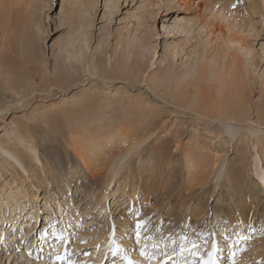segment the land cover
I'll return each instance as SVG.
<instances>
[{
    "label": "rangeland",
    "instance_id": "1",
    "mask_svg": "<svg viewBox=\"0 0 264 264\" xmlns=\"http://www.w3.org/2000/svg\"><path fill=\"white\" fill-rule=\"evenodd\" d=\"M198 1L95 0L88 13L76 0L0 4V186L4 178L29 186L41 209L31 227L12 231L18 236L12 245L0 243V264H52L55 238L41 239L45 227L52 230L47 204H54L52 224L63 216L57 202L48 203L49 191L67 214L71 228L64 229L88 241L71 245L75 259L87 264H114L104 250L109 225L115 216L124 217L116 221L118 232L133 227L131 206L142 209L141 219L151 218L157 242L171 234L179 243L180 235L196 238L197 230L215 226L233 240L237 231L249 236L236 245L238 264L264 261V0ZM82 20L91 26L80 29ZM225 21L245 31L252 50L249 65L243 57L245 77L236 50L208 42L206 28L219 33ZM78 31L84 51L77 50L81 65H74L66 51ZM62 73L67 89L61 90ZM210 110L223 121L198 119ZM95 139L109 145L84 165L75 150ZM228 171H236L243 189L241 181L239 191L229 186ZM217 239L222 264H231V247ZM122 243L142 260L134 237Z\"/></svg>",
    "mask_w": 264,
    "mask_h": 264
},
{
    "label": "snow or ice",
    "instance_id": "2",
    "mask_svg": "<svg viewBox=\"0 0 264 264\" xmlns=\"http://www.w3.org/2000/svg\"><path fill=\"white\" fill-rule=\"evenodd\" d=\"M59 212H63V209H58ZM142 209H138L135 206L128 208V218L133 224L131 228H124L118 232V226L116 221L123 219L124 217H112V222L109 225V237L106 241V251L114 258V264H221V255L223 253V246L220 240L217 239L219 235L226 245H229L231 251V264H238L236 260L238 245L241 240H248L249 236L240 232L235 233V239L233 240V234L223 230L221 233H217L215 226L206 230H197L195 232L196 238H190L187 235H180L179 243L176 238L169 234L166 238L161 235L159 242L151 235V218L141 219ZM93 219V218H89ZM59 221H57V224ZM238 224L243 226L242 221H238ZM57 224L50 225L51 233L48 229H45L41 233V239H46L51 234L56 241L55 248L50 254L49 259L52 264H87L86 261H78L75 259L76 253L71 250V245L75 240H80L79 236L70 233L67 229H57ZM99 227L103 226V221L98 223ZM70 227V225H69ZM248 229L251 232L256 231L255 227L251 224L248 225ZM95 230V228L91 229ZM135 245L138 246L139 257L141 259H133L132 253L134 248H125L122 241L128 238H133ZM87 240H80V243H87ZM151 242V243H149ZM0 243L7 245V237L0 240ZM63 248V252H61ZM98 252L100 246L97 245ZM243 249H241L242 251ZM32 252H28V256L32 257ZM85 257L91 256L90 252H84ZM38 258V257H37ZM163 258V259H162ZM175 258V259H174ZM264 264V261L261 262Z\"/></svg>",
    "mask_w": 264,
    "mask_h": 264
},
{
    "label": "bare ground",
    "instance_id": "3",
    "mask_svg": "<svg viewBox=\"0 0 264 264\" xmlns=\"http://www.w3.org/2000/svg\"><path fill=\"white\" fill-rule=\"evenodd\" d=\"M112 1V0H111ZM199 1H202V0H199ZM198 1V2H199ZM28 2V1H27ZM31 2V1H30ZM76 2L78 3V5H79V7L80 8H82V9H84L87 13H88V11H90V10H92V5L94 4V2H95V0H88V1H83V0H76ZM204 2V1H203ZM5 3V0H0V4H4ZM21 3H23V1L21 2ZM25 3V2H24ZM23 3V4H24ZM32 3V2H31ZM31 3L29 4V5H31ZM62 3V2H61ZM11 4V3H10ZM27 4V3H26ZM64 4V3H63ZM32 6V5H31ZM30 8V7H29ZM30 10H31V8H30ZM33 10V9H32ZM17 13H19V12H17ZM63 14V13H62ZM72 14V13H71ZM71 14H70V18H71ZM73 17V16H72ZM74 18V17H73ZM13 19V18H12ZM18 21H19V19L18 18H15L14 19V22H17L18 23ZM227 21H229V20H227ZM226 22V21H225ZM187 23V22H186ZM227 23L228 22H226L225 24H223L224 25V27H223V25H222V27H220L219 28V30L222 28V30H221V32L219 31V33H217V29H218V27H215V26H213V27H211V28H206V29H210V33H208L207 34V38H210L209 39V41L208 42H210V43H212L213 41H215V42H217V43H219V45L220 46H225L226 47V45H229L231 48H232V50L234 51V50H236V53L234 54V55H236V56H241V57H239V65H240V67L243 69V71H244V75H243V77H245L246 75H247V73H248V70L246 71L245 70V64L244 63H246L247 61L245 60H243V57H245L247 60H248V65L251 63V59L249 58L250 56H252V50L251 49H249L248 47H247V45L245 44V41H244V37L246 36V34H245V31H242V29H238V27L236 26V25H233L232 23V25L230 26V25H227ZM230 23V22H229ZM79 25H80V29H82V28H84L85 26L86 27H88V26H91V23L89 22V21H85V20H82L81 21V23H79ZM37 26V25H36ZM173 27H175V26H173ZM179 27H182V26H179ZM37 28H40V27H38L37 26ZM178 28V27H177ZM227 28H237L238 30H237V32H235L234 31V29H227ZM240 28V27H239ZM41 30V29H40ZM43 31V30H42ZM44 33V32H43ZM42 33V34H43ZM75 34L77 35L76 37H75V35L74 34H72V35H74V36H72V37H74V38H72V40L70 41V43H68V44H70L69 45V47H68V49H67V51H66V54H67V62H70V61H73L72 63L75 65V63H76V56H77V50L79 49L81 52H83L84 50H83V48H82V46H80V44H81V40H79L78 41V36H79V34H81L79 31L78 32H75ZM85 35V34H84ZM86 35H87V33H86ZM85 35V36H86ZM248 35V34H247ZM82 36V35H81ZM80 37V36H79ZM85 38V37H84ZM80 39V38H79ZM65 45H67V44H65ZM219 46V47H220ZM66 48V47H65ZM221 48V47H220ZM223 49V48H222ZM230 50V48H226V50L224 51V55H225V53L227 54V53H229L228 51ZM63 52V51H62ZM34 53L35 52H31V56L30 57H34ZM82 57L84 56V55H82V54H80ZM29 57V58H30ZM61 57V56H60ZM223 57V56H222ZM228 57H229V55H228ZM31 58V59H32ZM204 58H206V55H205V57ZM204 58H202V59H204ZM30 59V60H31ZM225 59V58H224ZM226 59H227V57H226ZM33 60L35 61L36 59H34L33 58ZM69 60V61H68ZM205 61H207L206 59H205ZM212 61V60H211ZM65 62V61H64ZM75 62V63H74ZM217 62V61H216ZM212 63H214V61L212 62ZM220 63V62H219ZM233 63H234V60H232L231 62H230V67L229 68H231V67H233ZM77 65H81V63H80V61L79 60H77V63H76ZM217 64V63H216ZM225 64H226V62L225 61H223L221 64H220V66L223 68L224 66H225ZM247 69V68H246ZM138 71V70H137ZM242 71V72H243ZM138 72H140V71H138ZM76 73V72H75ZM240 73H241V71H240ZM239 73V74H240ZM74 76V75H73ZM223 76L224 75H222L221 76V78H223ZM57 81H58V83H57V87L59 88V89H67V84H66V80H65V76H64V74L62 73V74H59L58 75V77H57ZM109 81V80H108ZM221 85V84H220ZM219 85V86H220ZM218 85H217V87H219ZM222 86V85H221ZM57 88V89H58ZM224 88V87H223ZM220 89H222V88H220ZM201 108V107H200ZM0 111H2L1 109H0ZM188 111V110H187ZM202 112V111H201ZM211 112H212V110H210L209 111V113H207V114H204L203 112H202V114L203 115H199V120H201V121H204V122H207V120H208V118L209 117H211L214 121H219L220 123L223 121L221 118H215V117H220L222 114H220V115H218V116H215V117H212V116H210V114H211ZM201 114V113H200ZM197 117V116H196ZM210 120V119H209ZM176 138V137H175ZM86 143H89L88 145L89 146H87V145H84V146H80L79 148H76V150H75V152H76V156L75 157H77L78 159H79V161L80 162H82L84 165H88V162L89 161H93V162H97V155L99 154L98 152H99V150L100 151H102L103 152V149H104V147L106 146V144H108L109 145V142L108 143H105L104 141H100V140H92V143H90L89 141H87ZM83 147V148H82ZM88 147V148H87ZM91 149V151H90V149ZM92 153H94V155L92 154ZM36 161V160H35ZM88 161V162H87ZM38 162V161H37ZM20 165H22V164H20ZM14 166V165H13ZM29 167V166H28ZM3 168V167H2ZM31 169H32V166H31ZM19 171H20V169H18ZM24 174H26V172H29V170L27 169L26 171L24 170ZM109 172H113V170L110 168L109 169ZM109 172H108V174H109ZM48 173V172H47ZM2 174V173H1ZM107 174V175H108ZM260 177L262 178V180L264 181V171H261L260 173ZM30 175L31 174H29L28 175V177H30ZM228 177H227V181L229 182L228 184H229V186L232 188V187H235L238 191H239V189H243V186H244V181H241L240 179H239V177H238V174L236 173V171L235 172H233V173H230V171H228ZM16 178V177H15ZM41 178H40V176H37V177H35V182H34V184H36L37 182H40L41 180H40ZM110 179H113V178H109V182H110ZM242 179V178H241ZM29 180V179H28ZM240 181H241V183H242V186L238 189V187H239V183H240ZM108 182V183H109ZM112 183V182H111ZM42 184V183H41ZM34 186H36V185H34ZM58 185H56L55 187H57ZM37 187V186H36ZM39 188V187H38ZM69 188V187H68ZM30 187L28 186L27 188L25 187V186H19V185H17V186H13L12 185V183H10L9 181H6L5 180V178H4V180H3V185L2 186H0V223H2L1 225H0V227L1 226H3L4 228H3V231H4V236L2 237V239L4 238V237H7V245H9L10 243H11V245L13 244V241L12 240H14V239H16V238H18V236H17V231L14 233V232H12L15 228H27L28 226L27 225H29V227H31L32 225H33V223H32V221L31 220H33V218H36L38 215L35 213L36 211H41V209H38L37 207H34L35 206V201H37L36 199H38V197H37V193L36 192H32V193H30ZM46 191V190H45ZM60 191H61V189H60ZM85 191H87L86 189H85ZM95 191V190H94ZM88 192L90 193V192H92L91 190H89L88 189ZM50 191L49 192H47V196H48V198H49V200H48V203H51L50 201H55V204H56V202H57V206H56V208H57V211H58V209H60V207L62 206V203H61V201H56L55 199H53V197L54 196H50ZM84 193V192H83ZM86 194V193H85ZM124 194H126V193H124ZM92 195H93V193H92ZM89 197V196H88ZM33 199V200H32ZM84 200V199H83ZM117 200H119V201H121V199L120 198H115V201H114V203L117 201ZM124 200V199H123ZM28 201H29V203L30 204H32L33 205V203H34V205L33 206H30V204L28 203ZM87 201V200H86ZM99 205H101V204H103V197H101V198H99V199H97V201H96ZM51 204H53V203H51ZM51 204H47V207L49 208L48 209V211H50L51 212V216H48L47 217V219H49V221L46 223L47 225H52V223L54 222V221H52V218H53V215H56V213H55V211H53L52 212V208H51V206H48V205H51ZM116 204H117V202H116ZM54 205V204H53ZM98 205V206H99ZM115 204H113L112 205V207L114 206ZM36 206H38V203L36 204ZM44 206H46V204L44 205ZM99 207H101V206H99ZM251 209L253 208V207H251V206H249ZM30 209H33L32 211L30 210ZM116 209V208H115ZM28 210H30L31 212L29 213L30 215H28V217L26 218V220L24 221V219L23 218H25V216H27V211ZM57 213H61V212H57ZM63 216V217H62ZM62 217V218H61ZM243 217L244 216H241L240 217V219L238 220V218H237V222L238 221H242L243 223L245 222V220L243 221ZM38 218V217H37ZM60 220H59V223L61 222V228L60 229H64V228H71V227H69V225L70 224H68V222H67V220H68V217H67V214H64L63 212L61 213V216H60ZM24 221V222H23ZM58 223V224H59ZM252 223V222H251ZM25 225H26V227H25ZM60 225V224H59ZM58 226V225H57ZM68 226V227H67ZM49 228H50V226H49ZM59 228V227H58ZM57 228V229H58ZM45 229H46V227H45ZM1 230V229H0ZM16 230V229H15ZM32 230L30 229V231L29 232H31ZM50 233V232H49ZM30 234V233H29ZM23 236V235H22ZM22 236L20 237V239L22 238ZM29 236V235H28ZM28 236L26 237V238H28ZM19 239V240H20ZM37 239V238H36ZM158 239V238H157ZM35 242V241H34ZM23 243V245L22 246H24V244L26 243V239H24V241L22 242ZM149 243H151V242H149ZM27 244V243H26ZM34 244V243H33ZM129 244H123V246H128ZM136 246V245H135ZM131 247H133V246H131ZM137 247V246H136ZM7 248V247H6ZM104 250H106V248L104 249ZM103 252H106V251H103ZM27 254V253H26ZM103 254V253H102ZM135 254V253H134ZM133 253H132V257L134 258L135 257V255H134ZM139 256V255H138ZM25 257V256H24ZM9 258H11V257H9ZM26 258H27V256H26ZM139 258V257H138ZM163 259V258H162ZM29 260V259H28ZM27 260V261H28ZM33 260V259H32ZM114 260V259H113ZM170 262V261H169ZM118 264V263H117ZM221 264H222V261H221Z\"/></svg>",
    "mask_w": 264,
    "mask_h": 264
}]
</instances>
